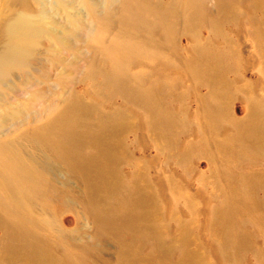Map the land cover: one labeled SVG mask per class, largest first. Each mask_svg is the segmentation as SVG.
I'll use <instances>...</instances> for the list:
<instances>
[{
  "label": "rangeland",
  "instance_id": "obj_1",
  "mask_svg": "<svg viewBox=\"0 0 264 264\" xmlns=\"http://www.w3.org/2000/svg\"><path fill=\"white\" fill-rule=\"evenodd\" d=\"M0 264H264V0H0ZM41 136L45 146L32 139Z\"/></svg>",
  "mask_w": 264,
  "mask_h": 264
},
{
  "label": "bare ground",
  "instance_id": "obj_2",
  "mask_svg": "<svg viewBox=\"0 0 264 264\" xmlns=\"http://www.w3.org/2000/svg\"><path fill=\"white\" fill-rule=\"evenodd\" d=\"M18 3L20 0H8V6L11 8ZM191 4H194V0H191ZM4 32L3 27H0V36ZM29 41L30 38L21 29L9 33L11 48L0 58V73H4L10 65L21 63V57L27 54L26 45ZM32 139L47 146L38 134L32 136ZM40 187L29 161L23 157L17 145L9 142L0 143V193L3 198L21 212L42 198Z\"/></svg>",
  "mask_w": 264,
  "mask_h": 264
}]
</instances>
